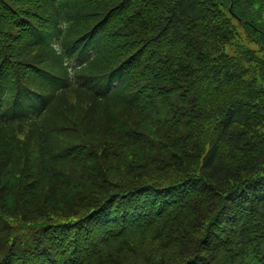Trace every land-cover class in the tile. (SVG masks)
I'll return each instance as SVG.
<instances>
[{"label":"trees","instance_id":"1","mask_svg":"<svg viewBox=\"0 0 264 264\" xmlns=\"http://www.w3.org/2000/svg\"><path fill=\"white\" fill-rule=\"evenodd\" d=\"M0 264H264V0H0Z\"/></svg>","mask_w":264,"mask_h":264},{"label":"rangeland","instance_id":"2","mask_svg":"<svg viewBox=\"0 0 264 264\" xmlns=\"http://www.w3.org/2000/svg\"><path fill=\"white\" fill-rule=\"evenodd\" d=\"M65 205H69V202L67 204H63V203H57L56 207L59 209H62L65 207Z\"/></svg>","mask_w":264,"mask_h":264},{"label":"bare ground","instance_id":"3","mask_svg":"<svg viewBox=\"0 0 264 264\" xmlns=\"http://www.w3.org/2000/svg\"><path fill=\"white\" fill-rule=\"evenodd\" d=\"M230 9H231V8H230ZM234 16L237 17L236 14H234Z\"/></svg>","mask_w":264,"mask_h":264}]
</instances>
